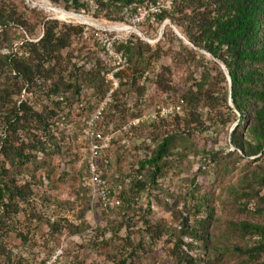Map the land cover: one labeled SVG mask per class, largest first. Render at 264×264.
<instances>
[{"label":"rangeland","instance_id":"374dc122","mask_svg":"<svg viewBox=\"0 0 264 264\" xmlns=\"http://www.w3.org/2000/svg\"><path fill=\"white\" fill-rule=\"evenodd\" d=\"M34 1L0 0L10 16L8 28L21 38L38 40L45 22L58 20L71 34V43L53 63L55 77L79 90L61 91L63 98L50 96L51 80L19 83V93L10 89L15 102L28 99L45 123L39 126L24 118L8 137L9 143L22 146L29 161L12 150L5 156L0 148V173H6V182L28 185L25 197L17 195L12 206H0V264H187L181 250L202 253L206 244L192 241L187 232L205 215L197 212L193 193L206 196L214 213L213 223L208 230L199 228V234H212L207 252L215 264L264 263V256L251 259L234 250L235 245L252 246L255 238L228 231L233 220H258L255 202L248 203L231 189L240 187L252 171L264 169V155L257 161L242 158L229 144L237 121L229 114L228 105H233L224 97L227 82L209 62L214 59L181 39L172 26L185 36L183 29L169 18L157 22L147 17L134 24L133 14L125 23L117 19L122 15L117 8L94 0H86L79 12L65 8L64 1L47 0L51 8ZM19 14L27 26L19 24ZM129 23L138 30L120 28ZM78 27L83 30L76 31ZM138 38L150 47L136 56L145 70L133 80L129 73L117 74L128 67V61L116 57L126 56L117 45ZM207 68L214 74L212 86L200 91L197 84ZM6 75L0 71L2 88ZM101 107L97 128L106 137L103 155L109 161L99 159V167L111 190L123 192L127 199L139 196L133 207L105 209L88 186L91 153L84 128ZM194 107L201 114L196 122L189 121ZM7 111L1 104L0 147L9 130L4 124ZM168 135L175 137L163 173L153 183L151 168L143 169L139 173L145 187L139 190L134 178L140 161ZM241 205L247 210H240ZM179 239L188 244L178 248ZM222 246L226 249L219 256L221 250L215 252V247Z\"/></svg>","mask_w":264,"mask_h":264},{"label":"trees","instance_id":"16d2710c","mask_svg":"<svg viewBox=\"0 0 264 264\" xmlns=\"http://www.w3.org/2000/svg\"><path fill=\"white\" fill-rule=\"evenodd\" d=\"M54 3L66 2L65 8L79 12L87 6L86 0H51ZM102 7L112 6L117 8L122 15L117 17L120 21L130 22V17L137 12L140 5L152 0H94ZM19 14V24H27V20ZM169 18L178 27L183 29L189 41L200 49L211 53L214 57L225 63L231 75L232 86L225 73L219 68L216 61L209 62L216 69L217 74L226 80L224 85V97L229 99L231 94L233 106L228 105L229 114L234 115L233 121H237L230 132L229 144L234 147V152L242 158L254 157L257 161L264 155V0H174L170 10H162L156 15V21H163ZM10 16L4 7H0V71L7 74L6 83L0 85V105L8 108L5 115L4 124L9 128L6 138L1 145V151L8 156L12 150L16 157L23 161H29L30 157L22 151V146L17 147L12 142L9 143L11 132L17 131L24 123V118L33 120L39 126L43 121L42 115L35 111L28 99L20 103L14 101V92L10 90L16 88L18 93L21 90L19 83L23 85L50 82L49 95L60 96L61 91L68 92L72 87L79 90V87L68 84L62 78L55 77L53 63L60 59L62 52L71 43V34L59 25L55 19L47 20L44 24L43 34L38 40L21 38L19 33H15L8 28ZM27 26V25H26ZM83 27L76 28L82 31ZM20 36V37H19ZM16 38L17 47L14 46ZM15 47V48H14ZM149 48L148 43L142 39L127 40L119 42L117 50L123 51L126 55L127 70H122L117 74H125L136 79V73L145 70L136 60V56L142 55V48ZM12 76V77H10ZM18 79L17 84L14 79ZM213 72L207 68L203 78L197 86L200 91H204V86H212ZM14 80V81H13ZM208 91V89L206 90ZM205 91V92H206ZM67 94V93H66ZM63 98V97H61ZM185 103L184 99L181 100ZM189 121H198L201 114L197 107L190 109ZM38 126V127H39ZM9 137V138H8ZM175 136H165L155 146L152 152L140 161V169L134 179L139 190L145 187L143 169L151 168V181L156 182L157 177L163 173L166 160L172 155L173 141ZM9 143V144H7ZM210 154H214L212 151ZM5 172L0 173V206L10 207L16 196L25 197L27 184L22 187L13 186L14 182L7 183L4 177ZM250 177L241 179L240 187L231 189L234 195L239 198H246L248 203L254 201V214L257 221L233 220L229 223L228 231L234 232L245 238L250 235L255 238L252 246L240 248L235 245L234 250L247 254L251 259L264 256V169L252 171ZM120 193V192H119ZM118 193L122 204L119 207L128 205L133 207L139 201V196L125 198L123 192ZM8 199V202H6ZM193 199L197 207V212L205 215L198 219L195 225L190 226L192 241L206 240L202 253L190 254L188 251L182 252V259L187 264H215L208 254L212 234L205 233V237L199 234L200 229H206L213 223L214 213L208 205L206 196H196ZM247 203V204H248ZM249 205V204H248ZM3 206V207H4ZM4 207V208H5ZM240 210H247L246 205H241ZM110 209V208H109ZM188 225V224H187ZM189 226V225H188ZM230 232V233H231ZM183 239H179L178 248L187 245ZM198 247V246H197ZM225 246L215 247V252L221 250V256L225 251ZM236 250V251H237ZM218 256V255H217ZM264 264V263H261Z\"/></svg>","mask_w":264,"mask_h":264},{"label":"built area","instance_id":"2783aa9c","mask_svg":"<svg viewBox=\"0 0 264 264\" xmlns=\"http://www.w3.org/2000/svg\"><path fill=\"white\" fill-rule=\"evenodd\" d=\"M174 0H152L138 7L137 12L132 16L131 23L137 24L142 22L144 18L149 17L152 21L156 19V15L162 10H170L173 7ZM124 24L131 28L135 25ZM119 62L126 63L127 59L123 53L116 54ZM104 108L101 107L86 123L84 128V134L89 140L90 161L88 165V186L90 188L91 195L97 197L102 207L105 209L115 208L122 204V200L118 195V191L110 189L107 180L102 174V170L99 167L98 160L103 159L105 163H108V159L103 155V150L108 146L105 141L106 137L97 128V121L103 116Z\"/></svg>","mask_w":264,"mask_h":264},{"label":"water","instance_id":"95a60500","mask_svg":"<svg viewBox=\"0 0 264 264\" xmlns=\"http://www.w3.org/2000/svg\"><path fill=\"white\" fill-rule=\"evenodd\" d=\"M173 27V29L175 30V32H176V34L177 35H179V37L181 38V39H183L185 42H187V43H190V44H192L175 26H172ZM140 35L142 36V37H144L145 38V36H144V34L143 33H141L140 32ZM193 45V44H192ZM194 46V45H193ZM198 49H200V48H198ZM201 51H204V52H206V53H208L215 61H217L221 66H222V68H223V70L225 71V73H226V75H227V77H228V79H229V83H230V88H231V86H232V80H231V75H230V73H229V70L227 69V66L225 65V63L223 62V61H221L220 59H218V58H216V57H214L211 53H209V52H207V51H205V50H203V49H201ZM229 100H230V103L233 105V99H232V96H231V94H230V96H229Z\"/></svg>","mask_w":264,"mask_h":264},{"label":"bare ground","instance_id":"6f19581e","mask_svg":"<svg viewBox=\"0 0 264 264\" xmlns=\"http://www.w3.org/2000/svg\"><path fill=\"white\" fill-rule=\"evenodd\" d=\"M35 3H39L40 5H42V6H44L45 8H51V4H50V2L49 1H47V0H35L34 1ZM61 9V8H60ZM59 12V11H58ZM73 13H75V12H73ZM73 13H70V14H68V15H70V16H77V15H75V14H73ZM62 15H64V13H62ZM80 15V14H79ZM82 19H84L85 20V17H82ZM120 28H125V29H129L130 31H137L138 29L136 28V27H133V28H131V27H129V26H123V27H120ZM139 33V32H138Z\"/></svg>","mask_w":264,"mask_h":264}]
</instances>
